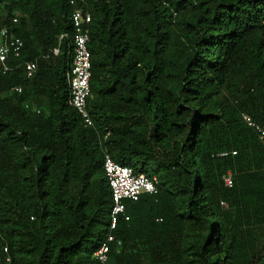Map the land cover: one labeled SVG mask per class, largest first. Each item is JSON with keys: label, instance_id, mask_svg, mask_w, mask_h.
I'll use <instances>...</instances> for the list:
<instances>
[{"label": "trees", "instance_id": "trees-1", "mask_svg": "<svg viewBox=\"0 0 264 264\" xmlns=\"http://www.w3.org/2000/svg\"><path fill=\"white\" fill-rule=\"evenodd\" d=\"M79 5L92 127L68 104V0H0V29L24 42L0 74V264H100L103 148L158 189L125 202L108 264H264V146L241 119L264 125V0Z\"/></svg>", "mask_w": 264, "mask_h": 264}, {"label": "built area", "instance_id": "built-area-1", "mask_svg": "<svg viewBox=\"0 0 264 264\" xmlns=\"http://www.w3.org/2000/svg\"><path fill=\"white\" fill-rule=\"evenodd\" d=\"M73 7L71 12V23L74 29L73 51L67 82L69 88L68 104L72 106L85 126H94V121L88 108V97L91 92V54L88 48L89 24L91 22V13L79 5V0H68ZM18 17L14 16L13 21L17 22ZM24 42L16 35L8 34L6 28L0 29V74H7L15 66L16 60L22 56ZM58 52V48L54 49ZM15 64V65H14ZM24 71L27 77L33 76L37 69L36 60H23ZM12 90L21 92L20 86H13ZM241 119L251 127L257 134L259 140L264 146V125L257 123L248 113H241ZM102 164L105 176L111 189L112 205L108 216V230L102 242L93 252V257L100 264H108L109 251L111 244L120 243L116 238L115 230L121 217L125 220L129 216L125 214V202L127 200L135 201L144 192L156 194L157 177L147 176L144 173H135L130 166L116 162L111 154L102 149ZM235 155L236 151H221L220 156ZM223 183L231 186L233 183L232 174L227 172L222 175ZM7 251V248H4ZM6 257V261H9Z\"/></svg>", "mask_w": 264, "mask_h": 264}, {"label": "rangeland", "instance_id": "rangeland-1", "mask_svg": "<svg viewBox=\"0 0 264 264\" xmlns=\"http://www.w3.org/2000/svg\"><path fill=\"white\" fill-rule=\"evenodd\" d=\"M222 206H225V204H224V202L222 201L221 203H220Z\"/></svg>", "mask_w": 264, "mask_h": 264}, {"label": "clouds", "instance_id": "clouds-1", "mask_svg": "<svg viewBox=\"0 0 264 264\" xmlns=\"http://www.w3.org/2000/svg\"><path fill=\"white\" fill-rule=\"evenodd\" d=\"M69 3V2H68ZM70 5V4H69ZM84 10V9H83ZM15 16H17V15H15Z\"/></svg>", "mask_w": 264, "mask_h": 264}, {"label": "bare ground", "instance_id": "bare-ground-1", "mask_svg": "<svg viewBox=\"0 0 264 264\" xmlns=\"http://www.w3.org/2000/svg\"><path fill=\"white\" fill-rule=\"evenodd\" d=\"M18 86V85H17Z\"/></svg>", "mask_w": 264, "mask_h": 264}]
</instances>
